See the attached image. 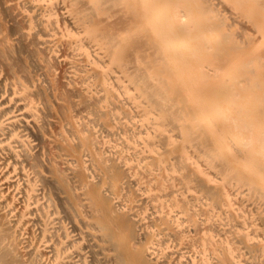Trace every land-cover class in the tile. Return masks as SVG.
I'll list each match as a JSON object with an SVG mask.
<instances>
[{
  "label": "bare ground",
  "instance_id": "obj_1",
  "mask_svg": "<svg viewBox=\"0 0 264 264\" xmlns=\"http://www.w3.org/2000/svg\"><path fill=\"white\" fill-rule=\"evenodd\" d=\"M0 264H264V0H0Z\"/></svg>",
  "mask_w": 264,
  "mask_h": 264
}]
</instances>
